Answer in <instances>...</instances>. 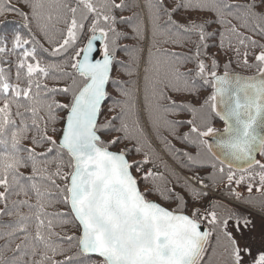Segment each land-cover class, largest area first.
Returning a JSON list of instances; mask_svg holds the SVG:
<instances>
[{
	"label": "snow or ice",
	"instance_id": "snow-or-ice-1",
	"mask_svg": "<svg viewBox=\"0 0 264 264\" xmlns=\"http://www.w3.org/2000/svg\"><path fill=\"white\" fill-rule=\"evenodd\" d=\"M129 7L0 0V264H264V0Z\"/></svg>",
	"mask_w": 264,
	"mask_h": 264
},
{
	"label": "trees",
	"instance_id": "trees-1",
	"mask_svg": "<svg viewBox=\"0 0 264 264\" xmlns=\"http://www.w3.org/2000/svg\"><path fill=\"white\" fill-rule=\"evenodd\" d=\"M7 2V0H6ZM125 2L127 4H129V8L128 10H125V11H122L120 13H118V15H122V16H125V17H133V14H137L139 17H146L147 15V9L145 7V3H146V0H125ZM228 3L230 4H245L247 2H249V0H227ZM139 5V6H137ZM202 17H207V18H212V14L211 13H202L200 14ZM0 19H3V17H0ZM7 19L9 20H16V21H19V18L18 17H15L14 15H9L7 17ZM229 19L231 20V23L232 24H235L237 26H239V24L241 23L240 21L238 20H235V19H232L231 17H229ZM136 22V19L135 17L133 18V20L131 21V23L128 25V26H121L122 30L126 31L129 36L132 35V25L135 24ZM213 27H217L216 25H213ZM211 30V29H209ZM239 30L244 33L245 35H252L251 32H248L246 29L244 28H239ZM254 39H257V40H260V37L259 36H254L253 37ZM193 39H195V37H193ZM133 40L129 39V40H123L121 41L122 44L124 45H129L131 46L133 44ZM261 42H264V41H261ZM47 46V45H46ZM164 47H168L170 48L171 50H175V51H187V49H180V48H172V46H169V45H165ZM212 51H215V49H212ZM118 58H125V53L123 51L121 52H118ZM224 57H221V60L223 61ZM187 68H191L193 67V65L191 64H188L186 66ZM233 68L237 71V72H242L241 69L239 68H236L235 65H233ZM182 71L185 70V69H181ZM242 74H250L249 72H242ZM169 95H173V97L175 98V94L173 93H168ZM171 118V117H170ZM180 118H183V119H187L189 118V116L187 114H181V117ZM187 129L186 128H183L181 129V131H186ZM164 136H167V133L164 132L162 133ZM169 139H171V137H168ZM151 143H152V147H154L156 149V151L159 153V155L161 156V158L166 162L168 163L172 168H175L176 171L178 173H180L181 175H187L189 173H187V171L185 169H182L179 167V165L176 163V161H174L172 159V157L170 155H168L164 149V146L163 144L156 140L155 137H151ZM172 143L177 147V148H182L184 147L182 143H180L179 141L177 140H173ZM191 150V149H190ZM129 159H142V156H132V157H129ZM133 173H135V170L133 169ZM145 188V185L142 183L141 184V190L143 191ZM179 191V189H177ZM150 199H156L155 197H149ZM23 211H27V209H22ZM3 219L5 221L11 219L10 217H3ZM71 229H68V232L69 234L71 233ZM0 243H2V241H0ZM95 257H92L91 258V261L89 262V264H94L95 262Z\"/></svg>",
	"mask_w": 264,
	"mask_h": 264
},
{
	"label": "rangeland",
	"instance_id": "rangeland-1",
	"mask_svg": "<svg viewBox=\"0 0 264 264\" xmlns=\"http://www.w3.org/2000/svg\"><path fill=\"white\" fill-rule=\"evenodd\" d=\"M253 219H254V223H255V231H256V234H259L260 229H261V226H262L261 218H260L259 215H255L253 217Z\"/></svg>",
	"mask_w": 264,
	"mask_h": 264
},
{
	"label": "built area",
	"instance_id": "built-area-1",
	"mask_svg": "<svg viewBox=\"0 0 264 264\" xmlns=\"http://www.w3.org/2000/svg\"><path fill=\"white\" fill-rule=\"evenodd\" d=\"M151 165H148V166H146V167H150ZM156 170H158V171H163V166H161L160 165V167L158 168V169H156Z\"/></svg>",
	"mask_w": 264,
	"mask_h": 264
}]
</instances>
